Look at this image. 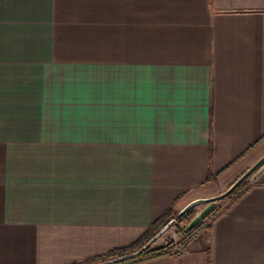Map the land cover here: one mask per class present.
<instances>
[{
    "label": "crops",
    "instance_id": "0c3cea01",
    "mask_svg": "<svg viewBox=\"0 0 264 264\" xmlns=\"http://www.w3.org/2000/svg\"><path fill=\"white\" fill-rule=\"evenodd\" d=\"M263 154L264 0H0V264L130 245ZM254 178L135 264H264Z\"/></svg>",
    "mask_w": 264,
    "mask_h": 264
},
{
    "label": "trees",
    "instance_id": "16d2710c",
    "mask_svg": "<svg viewBox=\"0 0 264 264\" xmlns=\"http://www.w3.org/2000/svg\"><path fill=\"white\" fill-rule=\"evenodd\" d=\"M215 176L210 174L209 180L214 179ZM253 184H246L245 186L241 187L240 189H236L234 192H232L229 195V201L227 204H231L235 202L240 196H242L243 193H245ZM216 209V208H215ZM213 209L209 214H213L211 222L204 225V221L200 222L198 225H196L193 229L187 230L186 232L192 236L194 234V230H197L198 228H206L210 229L212 227V222L215 220V218L221 213L223 209L215 210ZM172 218V214L170 212H167L163 216H161L157 221L151 224V226L132 244L111 249L105 253L95 255L89 259H86L84 261L80 262H74L71 264H93L99 261H102L107 258H114V257H120L123 255H126L128 253H131L133 251H136L140 248H142L146 243H148L161 229V227L170 219ZM182 220L181 218L178 219ZM168 247L160 248V249H154L152 247H149L147 250L143 251L138 257L129 259L117 264H135L137 262L143 261L149 257L154 256L157 253H164L167 251Z\"/></svg>",
    "mask_w": 264,
    "mask_h": 264
},
{
    "label": "water",
    "instance_id": "95a60500",
    "mask_svg": "<svg viewBox=\"0 0 264 264\" xmlns=\"http://www.w3.org/2000/svg\"><path fill=\"white\" fill-rule=\"evenodd\" d=\"M264 165V154L249 168L247 169L226 191L222 192L219 195L210 197V198H202L197 199L186 205L183 209H181L175 217L171 218L166 224H164L159 232L142 248L128 253L126 255L114 258H107L102 261L93 263V264H117L129 259H133L138 257L143 251L147 250L149 247L154 249H160L167 247L169 243H163L159 245H153L156 240L162 235L166 230H168L173 223L177 220L178 217L183 216L187 211H189L192 207L201 204L208 203L199 213H197L188 223L187 230L193 229L199 222H201L216 206L218 200L223 199L227 195H230L239 185L240 183L247 178L251 173L256 171L258 168Z\"/></svg>",
    "mask_w": 264,
    "mask_h": 264
},
{
    "label": "rangeland",
    "instance_id": "374dc122",
    "mask_svg": "<svg viewBox=\"0 0 264 264\" xmlns=\"http://www.w3.org/2000/svg\"><path fill=\"white\" fill-rule=\"evenodd\" d=\"M264 167V165L263 166H261L260 168H258L256 171H254L253 173H251L247 178H245L241 183H240V185L236 188V189H240L241 187H243V186H245L246 184H253V182H254V177H255V175H256V173L260 170V169H262ZM249 169V168H248ZM230 187V186H229ZM229 187H227L226 189H224V190H221L219 193H217L216 195H219V194H221L222 192H224V191H226ZM235 189V190H236ZM234 190V191H235ZM233 191V192H234ZM215 195V196H216ZM228 201H229V195H227L226 197H224L223 199H220V200H218L217 201V203H216V206H215V210H219V209H223L226 205H227V203H228ZM208 203H201V204H198V205H196V206H194V207H192L189 211H187L183 216H181V217H178L177 218V220L173 223V225L168 229V230H166L162 235H160V237L156 240V242L153 244V245H159V244H163V243H169L168 244V248H170L171 247V245H173L174 244V242H175V240H172V238L176 235V234H178V233H183L184 235H185V237L187 238V237H189V234L187 235V225H188V223L190 222V220L197 214V213H199L206 205H207ZM213 214H208L202 221H204V225L205 224H208V223H210L211 222V219H212V216ZM176 215H174L173 217H175ZM172 217V218H173ZM179 218H181L182 220H179L178 221V219ZM201 221V222H202ZM168 222V221H167ZM166 222V223H167ZM165 223V224H166ZM200 223V222H199ZM198 223V224H199ZM197 224V225H198ZM199 229H201V228H199ZM204 229H206V228H204ZM185 238V240H187ZM179 241V240H178ZM174 247V246H173Z\"/></svg>",
    "mask_w": 264,
    "mask_h": 264
},
{
    "label": "built area",
    "instance_id": "2783aa9c",
    "mask_svg": "<svg viewBox=\"0 0 264 264\" xmlns=\"http://www.w3.org/2000/svg\"><path fill=\"white\" fill-rule=\"evenodd\" d=\"M196 230H194V234H195ZM190 236V235H189ZM189 238V237H187ZM173 250L177 251V253H180L183 251V246L181 244H176L174 247H173Z\"/></svg>",
    "mask_w": 264,
    "mask_h": 264
}]
</instances>
